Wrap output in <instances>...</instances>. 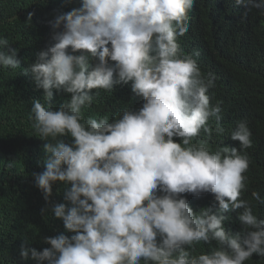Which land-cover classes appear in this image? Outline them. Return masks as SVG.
<instances>
[{
  "label": "clouds",
  "instance_id": "clouds-1",
  "mask_svg": "<svg viewBox=\"0 0 264 264\" xmlns=\"http://www.w3.org/2000/svg\"><path fill=\"white\" fill-rule=\"evenodd\" d=\"M195 0H82L57 14L49 46L22 71L43 90L33 99L32 127L45 141L44 169L32 173L47 202L41 211L63 221L68 236H46L43 250L20 247L24 260L37 264H244L264 256V219L253 201L241 199L247 187V149L252 146L246 120L237 122L230 146L210 150L209 123L217 134L221 106L210 103L212 73L203 74L192 54H183L178 37L189 30ZM246 9L264 0H236ZM217 6L212 12L217 11ZM29 13L28 20L31 21ZM18 50L0 38V67L21 68ZM220 45L216 63H228ZM93 60L96 62L93 63ZM142 98L138 109L125 107L85 119L99 90L128 85ZM55 90V92H54ZM70 98L53 106L55 94ZM201 133L207 138L193 141ZM65 137H70L65 142ZM178 138V140L176 139ZM65 185L64 201H51L53 185ZM211 193L210 206L195 211L186 194ZM236 212L240 231L225 227ZM204 242L207 252L193 254ZM215 242V245H213Z\"/></svg>",
  "mask_w": 264,
  "mask_h": 264
},
{
  "label": "trees",
  "instance_id": "trees-1",
  "mask_svg": "<svg viewBox=\"0 0 264 264\" xmlns=\"http://www.w3.org/2000/svg\"><path fill=\"white\" fill-rule=\"evenodd\" d=\"M81 4L82 0H0V38H7L10 46L18 50L17 58L21 62V68L16 70L0 67V264H37L34 259L24 260L20 256L25 238L26 247L43 250L50 247L44 237L73 234L65 230L61 219L41 211L47 202L32 173L44 169L45 141L34 132L30 110L33 99H41L43 103V90L36 87L31 73L24 74L22 69L53 43L55 30L50 21ZM214 6L218 10L212 12ZM245 11L236 0H195L188 13L189 30L178 37V42L183 54L195 56L203 74L215 76V86L209 90L210 103H220V126L224 132L217 134L215 117L210 118L213 128L212 138L207 140L210 150L225 145L239 148V142L231 140L230 134L238 121H247L252 146L246 150L248 181L240 198L251 202L253 191H258L264 200V8H253L244 17ZM220 45L224 55L229 56L221 71L216 63ZM130 84L115 86L110 93L99 90L98 96L93 90L94 100L90 108L84 109L85 119L107 115L111 120L126 106L135 109L142 106V98L131 92ZM69 98L70 94L57 93L53 106L58 107ZM64 139L69 142L71 138ZM205 139L201 133L193 143ZM64 189L62 182L55 183L51 201L66 203ZM186 195L195 211L214 201L211 193L199 197ZM252 204L255 214L264 219V203L254 200ZM228 215L230 219L225 221V227L240 231L237 213ZM209 250L208 244L200 242L193 254ZM244 264H264V256L253 254Z\"/></svg>",
  "mask_w": 264,
  "mask_h": 264
}]
</instances>
